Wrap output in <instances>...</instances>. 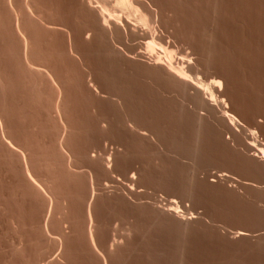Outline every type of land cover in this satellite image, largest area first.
Masks as SVG:
<instances>
[{
    "label": "rangeland",
    "instance_id": "rangeland-1",
    "mask_svg": "<svg viewBox=\"0 0 264 264\" xmlns=\"http://www.w3.org/2000/svg\"><path fill=\"white\" fill-rule=\"evenodd\" d=\"M16 1L21 2L22 0H16ZM143 1L144 2L146 1V3L151 5L150 7H152L154 11H157L156 9H158L157 12L159 13V18L161 17V19H159L155 25L157 28L156 29L157 33L159 32L158 35H160L161 37L163 36V39L166 42L169 41V44L171 45L172 49H174L175 52L177 51L176 54L177 56H179V58L182 57L181 55L185 57L184 61L186 60L185 62L187 63L184 66L190 70L191 75H193L192 77L194 78L198 77L204 81L206 80V82L208 83L211 82L212 80H220L222 82V88L215 87L214 89L216 97H217L216 101L221 106L220 107L218 105L216 106V108L220 110V113H221L224 107H226V106H223V101L226 102V104L228 105L227 110L229 112H233V114L242 122L243 126L233 127V126H230L228 122H226L225 124V122H223L224 120L221 119L222 117L218 110H216L218 111L217 114L216 113L213 114L206 107L200 108L198 103L194 101L191 95L192 92H181L180 93V90L177 89V87H175L174 84L169 82V80L161 78L160 80L162 81L159 82V79L158 80L156 78L152 79L153 77L152 75L154 73L152 72L151 74L149 71V68H147L146 66H143L141 59H137V58H140L138 57L137 52L134 54L128 55V57H124L125 62L123 60L122 61L123 63H120L122 58L117 59L118 60L117 61L116 59L115 60L110 59L109 57L105 55L102 56L99 53L100 48L99 49L97 48L99 46L98 41H93L94 43H90V45L86 43L87 44L86 45L83 42L82 34L87 30L86 29L87 24H86L85 14H83L84 12H82V10L80 9L79 0H41V1L37 0L36 1L37 3L39 2L38 3L39 9L43 7L40 10V12L41 13L43 12L42 15L44 16V18L47 17V19L46 18L45 19L47 21L49 20L48 22H50L54 26L56 23V27L57 28L60 27L59 29L63 28L62 25H65L66 27L68 26L70 30L71 29L74 30V31L72 30L71 31L74 32L75 36H76V33H78L79 37L81 34L82 39H80L81 37L79 38L76 36V41H77V46L80 45L78 48L79 51H81L82 53L84 51L85 53L83 54L85 55L84 57H86L85 61H87L86 65L88 66L84 68H89V70L91 69L93 72H95L94 76L96 75L95 79L99 87L107 86V87H104V89L103 87H101L100 91L106 92L108 90L109 91L111 90L110 92L108 91V93L112 92L113 93V94L111 93L112 95L117 94V96L118 95L122 97L125 96L124 97L126 100L125 106L127 107V109L126 107L125 108L122 107L124 108L122 110L120 107H118L119 113H117L118 112L117 111L118 109L116 107L117 105L115 104L113 105L109 103L107 99H102L103 101L100 99L102 103L101 104L99 103L100 100L95 99L96 100L95 101L93 100L94 98H92V100H89L91 98H87V96H85L84 94H83L84 95L83 96L84 99H83L82 97L83 92L79 93L78 90H76L77 93L75 91L72 92V96L74 99V100H71L73 102L72 105L75 108L76 113L81 114V115L79 114V117L82 118V119L80 118L78 122L80 120L82 123L85 121L82 125H81V122L79 123V125L82 126V130H81L82 133L80 131V134L82 135L79 137L81 140L79 143H81L82 145L81 148L85 149L86 150V151L84 150L85 152H92V153L98 150L97 152H95L96 154L99 151L107 150L105 146L106 141L109 144L110 143L115 144V145L120 144V146H122L123 140L121 136L118 135L117 131H115L114 134L113 132H111L112 134L110 133L109 135V133H107L108 135H106V134H103L104 131H101V129L100 130L98 129L100 127H97V124H96L97 119L95 115L98 118L99 115L104 114V116L100 118L101 119H104V117L107 118L106 115L108 112L111 111V109L114 112L113 114L111 111V115H114V116L110 117L109 116L110 113H109L108 117H110V119L114 118V122L116 121L115 124L117 126H118L117 122L122 120L124 118V115L129 113V111L131 110L130 113L133 112L135 114V112L138 111L142 115V118L138 120L140 125L143 122L145 123V125L144 123L141 125L142 127L145 126L144 128L147 127L149 128V130H154L152 129L154 128V126H155V129H157L160 126L161 128L159 127L155 131L158 132L159 134L162 131L164 132V135L160 134L159 136L160 140L163 141L162 145L166 147L165 150H164V147H162L163 148L162 150H164L163 152L160 149L159 151L157 146H154L155 144H153L151 140H146V139L139 137V141H140L139 142L138 137L130 136L131 138L129 139H131V141L129 140L128 159H127L130 165L128 168V172L137 171V173H139L140 176L143 175L142 177L138 175L140 178L139 182L130 184V181L126 177V174L123 172V170L121 171V169L123 168V166L121 165H124L123 161L125 160V158L123 156H120L118 158V162L121 165L119 166V163H118L119 168L115 170L113 177H111L108 180L107 182L108 188L103 187V186L102 188L101 187L98 188L100 191L97 194L101 196L99 197L100 200L98 198V202H100V204L102 203L101 207L99 205L100 211L98 210L100 220L106 225V227L109 230H111L109 232L110 233L109 236H111V234L113 233L115 234L114 236H116L117 241L120 238L119 242L123 243V245L121 244L122 246L119 247L121 248V250L119 249L118 251L119 254L118 253L116 254L117 256V258L115 257L116 261L114 258L115 255H113L112 256L113 259L111 260V263L117 264L119 262L118 264H172V263L178 264V262L180 263V260H181L182 264H264V163H262L261 161H259V159H257L258 157L256 155H258V148L257 146H255V145L260 146L262 145V143L264 144L263 142L264 141V0H143ZM40 5H43V6H40ZM82 14L84 15V18ZM48 16L52 18L49 17L50 19H48ZM7 18H8V15L5 14L4 19L7 21H4V23L6 22L5 23L6 27L4 31L6 32H8L7 30L9 29L7 27L10 26V24L7 25L9 21V18L8 19ZM33 26L34 27L31 26L33 30L34 28L38 29L36 25L33 24ZM79 26L80 28H84V27L86 28L82 30L79 28ZM38 31L36 32L37 34L35 33V39H37L40 36V38H38L36 41L37 42L40 41L39 42L40 44L39 43L38 44L40 48L43 47L42 55L44 56V57L41 56L40 62L43 61L42 63H44L46 60V62L43 65H47L50 67H52V64H54V68L56 67L55 70L57 69L60 70L59 71L60 73H67L68 71L70 72L71 70H74L70 72V74L73 72L71 76L72 75L76 76L78 74L80 77L82 76V78H84L86 75L84 74L86 73V69L84 72L83 71L84 68H82L83 66L80 65V63L77 65L78 62L77 63H75V61L71 62V59H69V56L66 53V49H64V48H67V46H64V45H67V43H65L67 41V37L66 36H65L66 38L64 37V35L66 34H64V32L62 34V31L53 33V32L44 31V30H43L44 33H41L42 32L41 28H39ZM6 32L2 33V36L0 35L1 45L3 47H6V49H4L2 46L0 47H2L1 49L6 50L5 53L7 54L8 49L13 50V49H16L17 46L15 47L16 45L15 43H12L13 45L9 43V41L12 40V37L11 35H8L9 32L7 34ZM46 32L50 34L48 35ZM45 33L47 35V40H45L46 39V35H44ZM4 35H7V36L5 37ZM37 35L38 37H36ZM6 38L9 39L8 41L5 40L7 41V43L3 41V39H6ZM49 38L50 39L52 38V39L50 40ZM40 39H43V40H40ZM42 41L43 43L45 42L43 45H41ZM79 41L81 42L79 43ZM11 42H14V41H11ZM46 42L47 43L49 42L51 44V48L49 44L47 46ZM7 44H9L10 46H8ZM134 44L135 42L133 43V45ZM55 46L58 48H56ZM61 46H64V47H61ZM46 47L49 49H46ZM90 48L92 49L93 52L90 50ZM122 48L123 47H121V49ZM52 49H55V51ZM59 49H61L62 51ZM44 50L46 51V54H44L45 52ZM180 51L181 52L183 51V52L181 53ZM61 52L62 54L60 56ZM5 53L3 54L5 57L2 56V58H6V60H3L1 58L2 59L0 60L1 63L4 62V64H1V65L2 66L4 65V67L6 66L7 69L9 68L8 71H10L11 69V72H12V73L10 72L11 75H14V77L18 79L17 78L18 73H20L21 70L18 67L19 65L17 66V61L15 60L16 57L9 55V54H7L6 56ZM179 53L181 55H178ZM52 55H55V56H52ZM62 55H64V57H62ZM135 57L137 58L134 59ZM9 58H11L12 61L15 63H13L11 59L9 60ZM65 58H67V60ZM130 58L132 61L130 60ZM39 60L37 58V60L35 61H39ZM108 60H111L110 61L111 63H109ZM6 61L8 64L6 63ZM54 61L56 63L57 62H60V63L55 64L53 63ZM133 61L134 62L136 61V62L134 63ZM9 62H10V67H9ZM11 62H12V66H11ZM131 62L135 65H133ZM46 63H48L49 65ZM13 64L16 66V68ZM59 64L61 65L62 68L60 67ZM63 64L66 66H63ZM104 64L106 65L104 66ZM141 64H142V67H141ZM78 66H81V67L79 68ZM63 68L66 70H64ZM14 69H16L15 72L17 73L13 72ZM81 70L83 73L81 72ZM67 74L69 75V73ZM149 74H150V77H149ZM78 75L76 79L79 80L80 77ZM103 75L104 76L106 75V76L104 77ZM164 80H167V82ZM110 82L112 83L111 85H110ZM154 82L156 83V85ZM164 82L166 83L164 84ZM127 84L129 86H127ZM160 84L161 86H159ZM172 87L173 88L175 87L180 94L177 92L176 93L173 92L175 88L173 89ZM25 90L26 89H24V91L22 90L21 91L22 93L21 92L18 93L17 97H19V99L16 100L15 104H14L15 99L9 98L11 99V101H8L10 103V104L8 103V105H11L13 103L14 107L15 106L21 107L23 104L22 107L25 108L26 106L25 108L26 110L24 109V111H26V113L27 112L30 113L31 111H33V113H31L30 116L33 114L32 116L35 117V119H38L40 117L36 116L38 115L37 111L40 107H43L45 105L44 106L45 108L48 105V103H50L48 98L51 96V93L50 91L48 92V90L44 91L46 93L45 96L48 95L47 96L48 98L46 97L47 98L46 99L44 98L45 96H42V97L40 96V95H43L44 92H40V95H39V91L37 92V90H36V93L34 90H33L34 92L32 90L31 91L30 90L25 91ZM121 90L124 94L121 93ZM160 91H163V95H162V92ZM125 92L127 96L129 94L128 98ZM47 93H50V94H47ZM25 94H27L28 96L27 95L25 96ZM29 95L30 96L33 95L36 98L40 97V99H43V100L39 99L41 101L40 104H39V101L34 103L33 101H29L28 98H26V97H29ZM74 96L79 97V99L78 98L75 99ZM102 96L107 97L108 95L107 94L105 95L104 93ZM25 99L28 100L29 102L26 101ZM44 100H48V102ZM82 100L83 101L86 100L87 102L86 101L83 102ZM130 101L133 103H131ZM176 101H179V102H176ZM86 103H89V104H86ZM104 103L106 106L104 105ZM107 103L108 105L109 104L111 105L107 106ZM180 103L181 104L184 103L185 105L184 104L179 105ZM29 104L30 105L35 104V106L33 105L34 107H32V106H29ZM91 104L97 105V107L100 108V109L98 108L99 110H101L102 108L101 110L102 112L100 111V114L98 113L99 115H97L96 113L93 114L92 108L94 106L91 107ZM128 104L131 105V107ZM34 109L35 110L37 109V110L35 111ZM89 109H92V111L90 112ZM103 111L104 112L107 111V112L104 113ZM197 114L203 118L201 121L202 131L200 130L199 132H197L195 128V123H196L195 119H197L196 118ZM87 115H89V118H87L88 117ZM92 115H93V118H92ZM211 115L213 118H211ZM94 117H95V120L93 121ZM83 118H86V119H84L83 121ZM116 118L118 119V121L116 120ZM87 119L89 121H86ZM94 122L96 126H94ZM87 123L89 124L88 126H87ZM83 125H85L88 128L85 129V126ZM93 127H95L96 129L95 128L93 129ZM162 128L164 129L161 131L160 129ZM250 129L251 130L254 129L258 133L257 138L256 137L253 138L252 136L250 137V132H247V131H250ZM89 130H90V133H89ZM196 135H199V137ZM164 137L166 141L164 140ZM83 139L85 142L83 141ZM194 139L195 140L197 139V140L195 141ZM99 141L100 143H98ZM135 141L138 143H133ZM144 141H146L147 144ZM102 142L104 143L103 145H102ZM142 142L144 143L142 144ZM148 142L150 143V146L148 145L149 144ZM42 143L43 142L41 141V145ZM87 143L90 146H88ZM165 143L167 144L169 143V145H166ZM35 144L37 145V148H40L38 147L40 145L38 141H36ZM176 145H178L179 147ZM168 152L170 154H168ZM176 156H178V159ZM254 157H257V158H254ZM0 163H1L0 166L4 164L0 168L1 169L0 172L3 170L0 173V180H1L0 181L1 183L0 193H2L0 194L1 196L0 199H2L1 200L2 202L4 201L3 202L4 204L7 203L8 209L9 207L10 209L12 208V210L9 209L7 213L5 214L3 213V215L1 214L2 216H0V227L2 225L1 227L2 229L1 228L0 229L2 230V232L5 231L4 233H1V230H0V239H1L0 240V252H3V253H0V258H1L0 264L1 263L7 264L8 260H10L8 257L13 258L14 260L16 259L17 263L15 264H28L26 261L24 263V260L21 257L14 258V257H11L10 255L5 254V252L3 251V248H5L7 245L9 246L11 240L15 238L13 229L10 228L11 225L9 223L8 218H10L11 215L13 216L12 212L14 213V216L17 217L18 215V218L23 217L22 219L20 218V221L22 225H24L23 228L26 227L25 229H23V232L25 230L26 233L22 232V235L26 240L27 239L30 240L31 237L34 238V235H32L33 233L30 230L31 225H32V224L30 225V222L34 221V223L36 224L39 222L38 220H41L42 217H41L40 211L35 212V205H36V204L34 205L35 202H33L30 198L28 199L29 197L28 193H25L28 191V189L26 188V185L24 186V183L20 184L21 177L17 175L18 173L16 174L17 172L15 171L16 169L14 170V168L16 167L14 166L13 168L9 164H7L8 165L7 166L6 162L4 161H0ZM85 163L87 164L88 162L85 161ZM88 164L89 165H86L87 167L91 165L90 161ZM159 164L163 166L161 167ZM41 166H39L40 174L42 173L43 175H47V177H50L53 175L52 173L48 171L45 172L46 168L44 166H42L44 167L42 168ZM159 166H160V169H159ZM138 169L140 170L142 169V170L140 171ZM190 169L192 171H190ZM12 170L14 171L15 174H13ZM150 172L152 174H150ZM220 175L222 176L224 175V177H219ZM65 177H66L65 175H63L62 173H59V177H58L59 182L60 181L62 182L60 183L58 182L59 184L58 183L56 184V192H59L62 190L63 192L61 191V193L59 192V194L61 195L66 194L69 197L68 199L75 200V202H77L75 198L70 197V196L72 193H74L72 191L80 190V188L78 189L79 184H77L78 186L77 185L75 186L74 184L76 183L69 181L68 178H66L67 179L66 180ZM116 177L119 179H117ZM13 178H14V181H13ZM144 178L145 180H143ZM21 182L23 181L21 180ZM61 183H62V187L64 188V190L60 186ZM14 185L16 186V188ZM80 186H81V192H83V187H82L83 185H80ZM57 187L59 188L61 187L60 190ZM68 187H70V189H68ZM135 187L136 189H134ZM103 188L104 190L106 189L107 190L104 191ZM65 189H66V192H64ZM131 189H133V191H131ZM11 192L12 193L15 192V193L12 194ZM115 192L117 193V195H115L116 194ZM122 192H124L125 194L127 193L132 194L130 195V197H128L129 200L123 199L124 197L122 198V195L124 194ZM25 195H26V198H25ZM6 196H9L10 198ZM13 196L15 199L13 198ZM23 196H24V199L22 198ZM173 200H176L179 203L181 210L183 211L185 215L184 221L181 220L182 222L180 221V219L178 221L177 220L178 218L172 217V215L169 216L167 213H165V209L168 205V202H171ZM31 206L33 208L32 210H31ZM124 206L126 209L124 208ZM130 209L133 211V213H131L132 211ZM9 212H10L9 214L10 216L8 217L6 216V214H8ZM102 214L103 216H101ZM7 219H8V222L5 221ZM31 219H34V220H31ZM129 219H131L132 221ZM128 220L129 222L127 223ZM125 226L126 227L131 226L132 228L131 236L129 238H126V237L124 238L123 236L125 235V232H123L121 228L124 229L126 228ZM26 229L28 231H26ZM112 229L113 230L118 229L117 231L119 233L117 231L113 232ZM8 231H9V234H8ZM120 231H122L123 233ZM241 233L244 234L242 235V237L240 236ZM5 236H7L6 237L7 239L5 238ZM4 243L6 245H4ZM31 246L32 248L30 249H32L31 250L32 254L33 255L36 254L33 257L38 258L39 257L37 256L39 255V252L37 251L38 247L36 250L35 249L36 247L34 248L33 245ZM34 250L37 252H35ZM79 253L77 254L75 253L74 255L77 256L79 254L80 257L79 255L78 257L76 256L73 257V254L70 255V257L74 259L76 257L77 259V260L72 259L74 260L73 264L75 263L89 264V262L90 264H96L94 263L93 260H92L93 263H91V259L89 260V258L85 256V254H81V252ZM55 256H56L55 253L51 252L49 255L44 256V257L46 261H48V260H51L52 257L54 258ZM81 257L83 259H81ZM84 257L85 258L87 257L86 258L87 261L86 259H84ZM82 260L83 262H81ZM84 261H86V263Z\"/></svg>",
    "mask_w": 264,
    "mask_h": 264
},
{
    "label": "bare ground",
    "instance_id": "bare-ground-1",
    "mask_svg": "<svg viewBox=\"0 0 264 264\" xmlns=\"http://www.w3.org/2000/svg\"><path fill=\"white\" fill-rule=\"evenodd\" d=\"M36 1L37 0H22L21 2H19V1L17 2L16 0H0V35L2 36V33L6 32V31H4L5 27H6L5 26L6 22L4 23V21H7L4 19V15L6 14V15H8V18H9L7 25L10 24V26L7 27V28H9L7 30L9 33L6 32V34L8 33V35H11V37H12L11 41H14V42L9 41V43L11 45H13L12 43H15L16 44L15 47L17 46L16 49H13V50L8 49L7 54L16 57V59L14 57L13 58L17 61V66L19 65L18 67L21 70V72L18 73V77H17L18 79H16L14 77V75H11V73H12L11 69H10V71H8L9 68L7 69L6 66L4 67V65L2 66L1 64H4V62L1 63V61H0V93H1L0 94V161L6 162V165L9 164L13 168H14V166L16 167V168H14V170L16 169L15 170V171H17L16 174L18 173L17 175H19L21 177V180L23 181V182H21V180H20V184L24 183V186L26 185V188L28 189L27 192H25V191L24 192L28 193V196H29L28 199L30 198L33 202H35L34 203V205L36 204L35 205V212L40 211V214L42 217L41 220H38L39 222L36 224L34 223V221H31L32 223L30 222V225L31 224L32 225H31V228L30 227L29 228H30L31 232L33 233L32 235H34V238L31 237L32 239L30 238V240H28V239L26 240L22 235L23 229H25L26 227L23 228L24 225H22V223L20 221L21 217L18 218V215H17V217L14 216L13 212H12L13 216L9 215L10 212L8 214H6V216H8V217L10 216V218H8V219H9V223H10L11 227L10 226L9 227L13 229V233L15 234V238L11 240L9 246L7 245L5 248H3V251L5 252V254L10 255L11 257H14V258L15 257H21L24 260V263L26 261L28 264H73L74 263L73 261L80 254L79 252H81V254H85V256H87L89 258V260L91 259V263H93V261H94V263H96V264H112L111 263V260L113 259L112 256L115 255L114 258L115 257L117 258L116 254L118 253L119 249L121 250V248H119V247H121L123 245V243L119 242L120 238L117 241L116 236H114L115 234H113L112 232H111L112 233L111 236H109V234H110L109 232L111 230H109L106 227V225L100 220L98 210L100 211L99 205L101 207L102 203L100 204V202H98V198L101 197V196H99V194H97L100 191L98 188L99 187L102 188V186L108 188V185H107L108 180L111 177H113L115 170H117V168H119V166L121 165L118 162V158L120 156H123L125 158V160L123 159L124 165H121V166H123L121 171L123 170V172L126 174V177L130 181V184L139 182L140 181V178H139L140 175H139V173H137V171L136 172L135 171L128 172V168L130 166L128 163L129 161L127 160L128 159V147H129V140L131 141V139H129V138L138 137V141H139V137L146 139V140H151L152 143L155 144L154 146H157L158 150L159 149L162 150L163 149L162 147H164L162 145L163 141L160 140L159 136H160V134L164 135V132L162 131L164 128L160 129L163 133L161 132L159 134L155 130H157L160 126L157 129H155V126H154V128H152L154 130H149V128H147V127H146L147 129L144 128L145 123L143 122L144 127H142L141 125L143 123L140 125V123L138 121L142 118V115L138 111H136L135 114L132 112L134 114L133 115L132 113H130L131 110L129 111V113L126 112L127 114L124 115L123 119L121 118L122 120L118 121V119L116 118V120L118 121L117 122L118 126H117L115 124L116 121L114 122V118L112 117L113 119H110L111 116H114V115H111L112 109H111V111L109 109L110 112L107 113V115H106L107 118L104 117V119H101L102 116H104V114L99 115L102 108H101V110H99L100 108L97 107V105H95L97 102H99V101H97L95 104H93V105L91 104V107L94 106L92 108L93 114L96 113L97 115H99L98 118L95 115V117L97 119L96 120L97 127H100L98 129L99 130L101 129V131H104L103 134H106V135H108L107 133H109V135H110L111 132H113V134H114V132L117 131L118 135L121 136V138L123 140V141L122 140L121 141L123 143L121 142L122 146H120V144L119 145H115V144H111V143L109 144L106 141L105 146H106L107 150L99 151L96 154H95V152H97L98 150H96L94 153L85 152L86 150L81 148L82 145H81V143H79L81 141L79 137L82 135V134H80V131L82 130L81 125L85 122L84 119H86V118H83V121H84L83 123L81 122V120L78 122V120L81 117H79L80 113L77 114L75 108L72 105L73 102L71 100H74L73 96H72V92L73 91L76 92V90H78L79 93L83 92L82 97L85 95V96H87V98H91L89 100H92V98H94L93 100H95V99L96 100L107 99V101H109V103H111L113 105L114 104L117 105L116 106L118 109L117 113H119L118 107H120L122 110L126 107L125 106L126 100L124 98L125 96L124 97H122L120 95L117 96V94L112 95L113 94L112 92H111L112 94L108 93L109 90L106 92L100 91L101 87H103V86L99 87V85L95 79L96 75L94 76L95 72H93L91 69L89 70V68H84V67H87L88 65H86L87 61H85L86 57H84L85 56L84 51H83V53H84L83 54L78 49L80 45L77 46L76 36L79 37L78 33H76V36H75L74 32H72L74 30L71 29L72 30L71 31L68 28V26L66 27L65 25H62L63 28L59 29L60 27L57 28L56 23L54 26L53 24L48 22L49 20L48 21L46 20L47 17H45L46 18L45 19L44 16L42 15L43 12L42 13L40 12V10L43 7H41L39 9V6H38L39 2L37 3ZM43 5H40V6H43ZM79 6H80V9L82 10V12H84L83 14H85V19H86V24H87L86 25L87 28L84 27L87 30L85 32L83 31L85 34L82 32L83 33L82 34L83 35V42L85 44L87 43L90 45V43H94L93 41H98L99 46L97 48L98 49L100 48V51L98 50L99 53L102 56L105 55V56L109 57L110 59H114V60L122 58L120 63H123L122 62L123 60L125 62L124 57H128V55L134 54L137 52L138 57H140V58L135 57L134 59H136V58L141 59L143 66H146L147 68H149V71L151 74H152V72L154 73L152 75L153 76L152 79L153 78H156L157 80L159 79V82L162 81V80H160L161 78L167 79V80H169V82L174 84L175 87H177V89L180 90V93L181 92H192L191 95H192L194 101L198 103L200 108L206 107L213 114H215V113L217 114L218 111L220 113V110H218L216 108V106H218L219 104L216 101L217 97H216L214 89H215V87L222 88V82L220 80H212L211 82L208 83V82H206V80L204 81L198 77H196V78L192 77L193 75H191L190 70L184 66L187 63V62H185L186 60L184 61L185 57L179 53L178 55H181L183 57V58L182 57L179 58V56H177V54H176L177 51L175 52V50L172 49L171 45L169 44V41L166 42L163 39V36L161 37L160 35H158L159 32L157 33V30H156L157 28L155 26L156 22H158V20L161 19V17L159 18V13L157 12L158 9H156L157 11H154L152 9V7H150L151 5L146 3V1L144 2L143 0H79ZM49 17L50 16H48V19L52 18V17H50V18ZM83 18H84V15H83ZM33 24L36 25L38 27V29L39 28L42 29L41 33H44L43 32V30H44V31H49V32H53V33L54 32L56 33L58 31H62V34H63V32H64V34H66V35H64V37L65 36L67 37V41L66 42L64 41V42L67 43V45H64V46H67V48H64V49H66V53L69 56V59H71V62H74V61H75V63L78 62L77 65L80 63V65L83 66L82 68H84V70H83L84 72L86 69V73H84L86 75H85V77L83 76L84 78H82V76L80 77L78 74L77 75L80 77V78L78 77L79 80L76 79L77 78L76 74H75L76 76L72 75L73 76L72 77L71 74L73 72L71 74H70V72L74 71V70H71L70 72L66 71L67 73H69V75H68L67 73H60L59 72L60 70H58V69L55 70L56 67L54 68V64H52V67L47 66V65H43L46 62V60L44 63H42L43 61L40 62L41 56L44 57L42 55V53H43L42 48L43 47L40 48L39 47L40 41H38V42L36 41L38 38H40V36L38 37V35H37L36 37H38V38L35 39V33L38 31V29L36 28L37 29L36 30L34 28V30H33L32 29V27H34ZM79 28H80V26H79ZM84 28H80V29L83 30ZM35 30H36V32H35ZM38 33H39V31H38ZM46 33L48 34V32H46ZM46 33L44 35H46ZM79 34H80V32H79ZM4 36L6 37L7 35H4ZM55 36H56V34H55ZM80 37H81V34H80ZM41 38H42V36H41ZM80 39H82V37ZM80 39H78V40H80ZM5 40L8 41L9 39H7V38L3 39V41H5ZM40 40H43V39H40ZM45 40H47V35H46ZM7 41H5V42L7 43ZM80 42L81 41H79V43ZM134 42H135V44L133 45ZM44 43L42 41L41 45H43ZM52 43H54V42H52ZM48 44L50 45V48H51V44L48 42L47 46H48ZM7 45L10 46L9 44H7ZM0 46H2L1 41H0ZM64 46H61V47H64ZM120 46L123 48L121 49ZM2 47H0V60H2V59L6 60V58H2V56H4L3 54L6 51V50L1 49ZM3 48L6 49V47H3ZM56 48H58V47H56ZM46 49H49V48L46 47ZM55 49H52V50L55 51ZM59 50H61V49H59ZM80 50H82V49H80ZM90 50L92 51L91 48H90ZM63 51H65V50H63ZM52 53H53V51H52ZM63 53H65V52H63ZM7 54H6V56H7ZM44 54H46V51L44 52ZM61 54H62V52L60 53V56H61ZM50 56H49V58H50ZM52 56H55V55H52ZM62 57H64V55H62ZM37 58H38V60L39 59L40 60L35 61V60H37ZM67 58H65V59L67 60ZM10 59L11 58H9V60ZM104 59H105V57H104ZM66 60H65V62H66ZM130 60H131V58H130ZM11 61H12V59H11ZM58 61H59V59H58ZM108 61H109V63H111L110 62L111 60H108ZM12 62H11V66H12ZM36 62L37 63L39 62V63L37 64ZM48 62H49V60H48ZM6 63H7V61H6ZM13 63H15V62H13ZM53 63L57 64L60 62L56 63L54 61ZM75 63H74V65H75ZM106 63H107V61H106ZM46 64H48V63H46ZM117 64H118V62H117ZM142 64H141V67H142ZM61 65H62V63H61ZM61 65H60V67H61ZM105 65L106 64H104V66ZM133 65H135V64H133ZM136 65H138V64H136ZM63 66H66V65L63 64ZM9 67H10V62H9ZM78 67L80 68L81 66H78ZM15 68H16V66H15ZM69 69H70V67H69ZM12 70H13V68H12ZM15 70L16 69H14L13 72H15ZM64 70H66V69H64ZM17 71H18V69H17ZM81 72H82V70H81ZM141 72H142V70H141ZM15 73H17V72H15ZM127 73H128V71H127ZM111 75H112V73H111ZM140 75H142V74H140ZM147 77H148V75H147ZM147 77H146V79H147ZM149 77H150V74H149ZM167 80H164V81L167 82ZM152 81H154V80H152ZM98 82H99V80H98ZM119 82H120V80H119ZM155 82H156V80H155ZM166 82H164V84ZM111 84L112 83L110 82V85ZM116 84H117V82H116ZM147 84H148V82H147ZM155 85H156V83H155ZM174 85H172V86H174ZM127 86H129V85L127 84ZM159 86H161V84ZM104 87H107V86H104ZM104 87H103V89H104ZM108 88H109V86H108ZM24 89H26L27 91L28 90H30V91L34 90L35 93L37 90V92L39 91V95H40V92H44L47 90H48V92L50 91L51 96L49 95L50 96L49 98L47 97L48 95L45 96V94H46L45 92L43 95H40L41 97L45 96L44 98L47 97L49 102H50V103H48L49 106L48 105H47L48 107L46 106L47 108L46 107L44 108V106H45L44 105L43 107H40L38 109V111H37L38 115H36V116H38L40 118L37 117L38 119H35V117L32 116L33 114L30 116V114L33 113V111H31L30 113L27 112L29 114L28 115L26 113V111H24L26 106H25V108L22 107L23 104L21 107H17V106L14 107L12 102H11L12 103L11 105H8V103H9L8 101H11V99H15V101H14V104H15L16 100L19 99V97H17L18 93L21 92L22 90L24 91ZM177 89L175 88L173 90V92L179 93L177 91ZM33 92H31V93H33ZM160 92H162V95H163V91H160ZM50 93H47V94H50ZM104 93H105V95L107 94L108 96L107 97L102 96ZM121 93H123L122 90H121ZM125 94H126V92H125ZM26 95L27 94H25V96ZM20 96H21V94H20ZM76 96H77V94H76ZM76 96H74V98L79 99V97H76ZM126 96H127V94H126ZM128 96H129V94H128ZM128 96H127V98H128ZM9 98H11V99H9ZM26 98H28L29 101H33L34 103L39 101V104L41 102L40 100H43V99H40V97L36 98L33 95H31V96L29 95V97H26ZM87 98H85V99H87ZM83 99H84V97H83ZM28 100H26V101H28ZM48 100H44V101L48 102ZM101 100L99 103H101ZM85 101L86 100H84L83 102H85ZM132 101H133V99H132ZM91 102H93V101H91ZM130 102H129V104H130ZM176 102H179V101H176ZM131 103H133V102H131ZM135 103H136V101H135ZM184 103H182V104H184ZM26 104H24V105H26ZM86 104H89V103H86ZM111 104H109V105H111ZM172 104H173V102H172ZM182 104L180 103L179 105H182ZM33 105L35 106V104H33ZM33 105L29 104V106L34 107ZM104 105H105V103H104ZM109 105L107 103V106H109ZM105 106H103V107H105ZM129 106L131 107V105H129ZM223 106H226V107H224V109L220 113L221 117H222L221 119L224 120L223 122H225V124H226V122H228L230 124V126H233V127L243 126L242 122L233 114V112H229L227 110L228 105L224 101H223ZM122 107H124V108H122ZM110 108H111V106H110ZM180 108H181V106H180ZM30 109H32V108H30ZM92 109H89L90 112L92 111ZM126 109H127V107H126ZM216 110H218V111H216ZM106 112H104V113H106ZM121 112H123V111H121ZM112 113L114 114L113 111H112ZM108 114L110 117H108ZM89 115H87L88 116L87 118H89ZM212 115H211V118H213ZM95 117H94L93 121L95 120ZM92 118H93V115H92ZM196 118L197 119H195V122H196L195 128H196V131L199 132L202 128L201 121L203 118L198 114H197ZM86 121H89V120L87 119ZM80 122H81V125H79ZM137 123H139V124H137ZM96 124L94 122V126H96ZM121 124H122V126H121ZM88 125L89 124L87 123V126ZM83 126H85V125H83ZM146 126H148V125H146ZM86 128H88V127L85 126V129ZM94 128L95 127H93V129ZM83 132H84V130H83ZM117 132H116V134H117ZM247 132H250V137L252 136L253 138H255V137L257 138L258 133L254 129L253 130L250 129V131H247ZM81 133H82V131H81ZM89 133H90V130H89ZM196 136L199 137V135H196ZM50 137H51V139H50ZM92 137H93V135H92ZM198 137H197V139H198ZM108 139H109V137H108ZM117 139H118V137H117ZM104 140H106V139H104ZM114 140H116V139H114ZM164 140H165V137H164ZM36 141H38L40 143V145L38 146L40 148H37V145L35 144ZM41 141L43 142L42 145H41ZM83 141H84V139H83ZM97 141H98V139H97ZM151 141H150V143H151ZM86 142H87V140H86ZM103 142H102V145L104 144ZM144 142H146V141H144ZM144 142H142V144ZM98 143H100V141ZM133 143H138V142L135 141ZM150 143L148 144L149 146H150ZM170 143H172V142H170ZM146 144H147V142H146ZM165 144L169 145V143L168 144L165 143ZM255 144H257V143H255ZM181 145H180V147H181ZM88 146H90V145L88 144ZM176 146H178V145H176ZM176 146H174V147H176ZM192 146H193V144H192ZM255 146H257V148H258V155H256L258 158L257 157H254V158H257V159H259V161L264 163V144L262 143V145H260V146L259 145H255ZM96 148H98V147H96ZM104 149H105V147H104ZM150 149H152V148H150ZM155 149H156V147H155ZM165 149H166V147H164V150ZM177 149H179V148H177ZM153 150H154V148H153ZM164 150H162V152ZM174 150H175V148H174ZM166 151H168V150H166ZM41 152H42V154H41ZM156 152H158V151H156ZM168 154H170V153L168 152ZM172 156H174V155H172ZM176 157L178 159V156H176ZM133 158H134V156H133ZM173 158H175V157H173ZM87 159L90 161V164H91L88 167L86 166V165H89L88 164L89 161ZM190 159H192V158H190ZM85 161L88 163L86 164ZM134 161H136V160H134ZM118 163H119V166H118ZM189 163H191V162H189ZM83 164H84V166H83ZM3 165H1V166H3ZM41 165L46 168V171L45 170H43V171H45V172L48 171V172L52 173L53 175L50 176L51 175L50 174V175H48L50 177H47V175H43L42 173L40 174L39 173V168H40L39 166H41ZM1 166H0V168H1ZM157 166H158V164H157ZM160 166H159V169H160ZM44 167H42V168H44ZM84 168H85V170H84ZM81 169H83V170H81ZM138 170H140V169H138ZM121 171H119V172H121ZM190 171H192V170L190 169ZM12 172H13V174H15L13 170H12ZM116 172H118V171H116ZM59 173H62L63 175H65L66 176L65 179L68 178L69 181L76 183V184H74L75 186L77 184H79L78 189L80 188V190L78 191L76 189L77 191H72L74 193H72L70 196V197L75 198L77 202H75V200L68 199L69 197L66 194L65 195L59 194V192L61 193L62 190L59 192H56V184L59 182V178H58ZM195 173H196V171H195ZM47 174H49V173H47ZM150 174H152V173L150 172ZM195 175H197V174H195ZM10 176H12V175H10ZM60 176H61V174H60ZM142 176H140V177H142ZM192 176H194V175H192ZM219 177H224V175L223 176L220 175ZM19 178H17V179H19ZM117 179H119V178H117ZM190 179H192V178H190ZM111 180H113V179H111ZM143 180H145V178ZM13 181H14V178H13ZM17 181H19V180H17ZM2 182H3V180H2ZM60 182H62V181H60ZM63 182H65V181H63ZM113 182H115V181H113ZM117 182H118V180H117ZM141 182H143V181H141ZM65 183H67V182H65ZM80 185H83L82 186L83 192H81V186ZM60 186L62 187V183ZM69 186H70V184H69ZM15 188H16V186H15ZM57 188H59V187H57ZM60 188H59V190H60ZM84 188H85V190H84ZM110 188H111V186H110ZM68 189H70V187H68ZM134 189H136V187ZM63 190H64V188H63ZM103 190H104V188H103ZM106 190H104V191H106ZM123 191H124V189H123ZM131 191H133V189H131ZM64 192H66V189ZM76 192H78V193H76ZM13 193H15V192H13ZM122 193H124V192H122ZM0 194H2V193H0ZM22 195H24V194H22ZM26 195H25V198H26ZM108 195H107V197H108ZM115 195H117V193ZM123 195H122V198L124 197L123 199L129 200L128 197H130V195H132V194H130V193L125 194L124 193ZM137 195H138V193H137ZM3 196H2V198H3ZM104 196H102V197H104ZM6 197L10 198L9 196H6ZM0 198H1V196H0ZM13 198H14V196H13ZM18 198H19V196H18ZM22 198L24 199V196ZM1 200L2 199H0V210H1V212L2 211L3 212L2 213L0 212V216H2L3 213L4 214L7 213L10 209V207L8 209L7 203L5 202L6 204H4L3 203L4 201L2 202ZM99 200H100V198H99ZM20 203H22V202H20ZM24 204H26V203H24ZM124 208H125V206H124ZM130 208H131V206H130ZM32 209L33 208L31 206V210ZM10 210H12V208ZM17 212H18V210H17ZM131 213H133V211ZM165 213H167L169 216L172 215V217L178 218L177 219L178 221H179V219H180V221L181 220L184 221V219H185V215H184L183 211L181 210L179 203L176 200L168 202V205L165 209ZM36 214H38V213H36ZM40 214H39V216H40ZM30 216H31V214H30ZM101 216H103V214ZM129 216H130V214H129ZM190 216H191V214H190ZM126 218H128V217H126ZM8 219L5 221L8 222ZM31 220H34V219H31ZM106 220H108V219H106ZM129 220H131V219H129ZM129 220L127 221V223L129 222ZM6 225H7V223H6ZM1 227H2V225H1ZM6 228H7V226H6ZM3 229H4V227H3ZM7 230H9V229H7ZM117 230L115 229V230H113V232L117 231ZM121 230H123V232H125V235H123L124 238L125 237L129 238L131 236V232H132L131 226H127L124 229L121 228ZM26 231H28V230L26 229ZM4 232H2V230H1V233H4ZM24 232H25V230H24ZM120 232H122V231H120ZM8 234H9V231H8ZM242 235H244V234L241 233L240 236L242 237ZM6 237L7 236H5V238ZM133 240H134V238H133ZM7 242H8V240H7ZM125 242H126V240H125ZM4 245H6V244L4 243ZM31 245H33L34 248L36 247L35 248L36 250L38 247V250H37L39 252V255H37V256H39L38 258L33 257L36 254H34V255L32 254V252H31L32 249H30V248H32ZM1 247H3V246H1ZM37 251H35V252H37ZM51 252H54L56 256L54 258L52 257L51 260L46 261L44 256L49 255ZM122 252H124V251H122ZM0 253H3V252H0ZM75 253L76 254L79 253V254L76 256V255H74ZM71 254H73V257L76 256L75 259L70 257ZM177 254H178V252H177ZM42 255H44V256H42ZM49 257H51V256H49ZM79 257H80V255H79ZM122 257H123V255H122ZM178 257H180V256H178ZM8 258L10 260H8L6 258L8 260L7 264L17 263L16 259L14 260L13 258H10V257H8ZM86 258L84 257V259H86ZM116 258H115V261H116ZM72 259H74V260H72ZM81 259H83V258L81 257ZM86 261H87V259H86ZM86 261H84V262L86 263ZM81 262H83V260ZM122 262H123V260H122ZM180 263L182 264L181 260H180ZM180 263L178 262V264H180ZM1 264H3V263H1ZM75 264H77V263H75ZM89 264H90V262H89Z\"/></svg>",
    "mask_w": 264,
    "mask_h": 264
}]
</instances>
